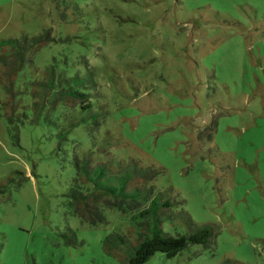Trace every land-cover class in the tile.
Wrapping results in <instances>:
<instances>
[{
  "label": "rangeland",
  "instance_id": "obj_1",
  "mask_svg": "<svg viewBox=\"0 0 264 264\" xmlns=\"http://www.w3.org/2000/svg\"><path fill=\"white\" fill-rule=\"evenodd\" d=\"M48 31L40 72L54 57L92 67L103 109L92 136L72 129L66 152L153 168L149 183L211 226L212 246L146 264H264V0H0V41ZM55 115L68 129L79 112ZM57 142L0 117V264H121L103 241L136 235L133 215L106 209L97 226L73 215L75 168Z\"/></svg>",
  "mask_w": 264,
  "mask_h": 264
},
{
  "label": "trees",
  "instance_id": "obj_2",
  "mask_svg": "<svg viewBox=\"0 0 264 264\" xmlns=\"http://www.w3.org/2000/svg\"><path fill=\"white\" fill-rule=\"evenodd\" d=\"M52 41L55 39L49 31L0 41V117H6L16 131L29 123L56 132L57 155L70 159L75 168L67 193L73 215L94 226L106 223V209L133 215L138 227L136 235L128 230L109 234L103 241L104 253L121 264H146L157 254L172 259L195 245L212 246L211 226L194 220L184 208L186 200L159 191L149 183L156 171L153 168H143L136 161L127 165L92 164L90 158L81 159L74 152H66L69 150L65 142L72 139V129L81 126L92 136L101 123L103 109L94 106L99 85L92 67L84 64L74 70L66 58L54 57L51 65L40 72L34 56ZM60 108L79 112L76 122H66L68 129L55 115ZM215 126L216 120L207 133L211 135ZM3 192L0 181V194ZM172 223H180L188 231L173 235L165 229L166 224ZM1 246L2 243L0 251ZM225 264L242 263L227 260Z\"/></svg>",
  "mask_w": 264,
  "mask_h": 264
}]
</instances>
